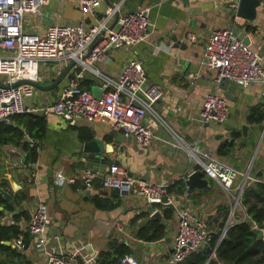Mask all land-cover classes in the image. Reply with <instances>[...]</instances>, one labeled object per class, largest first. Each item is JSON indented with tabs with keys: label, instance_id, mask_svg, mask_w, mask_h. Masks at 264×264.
Masks as SVG:
<instances>
[{
	"label": "crops",
	"instance_id": "0c3cea01",
	"mask_svg": "<svg viewBox=\"0 0 264 264\" xmlns=\"http://www.w3.org/2000/svg\"><path fill=\"white\" fill-rule=\"evenodd\" d=\"M110 1L119 6L120 13L150 8L152 25L147 39L128 48L112 50L106 62L95 66L103 73L115 77L127 62L132 59L140 60L149 82L157 84L163 90L162 98L154 104L161 122L153 128L151 144L143 147L133 137L114 130L106 119L89 123L82 117L66 120L56 114H47L44 138L36 142L28 135L25 137L29 146L31 143L34 144L33 147L37 145V161L31 164L25 159L32 167L31 172L13 166L12 159L19 158L20 155L8 152L9 144L2 147L0 180L5 179L13 193L22 190L26 194V199L16 206V210H26L31 214L36 202L43 201L48 206L51 218L47 230V248L42 250L29 246L23 251L31 264H45L47 253L53 251L70 258L72 264H98L100 253L110 251L108 244L112 237L129 244L131 254L142 264H169L178 222L177 212L174 211L173 217L167 220L159 208L166 207L164 204L149 207L143 199L121 196L116 189H106L100 185L85 187L81 174L84 169L89 168V163L82 155V143L85 140L80 134L82 127L89 129L97 137L107 167L118 163L134 176L173 186L183 180L184 175L201 170L203 177L208 180L201 191L194 189L187 194L185 189L179 193L176 191L179 186H176L170 191V196L176 206L186 208L194 221L206 223L209 229L218 228L217 223L213 222L214 218L220 213V206L229 205L231 201L222 185L205 174L200 160L207 163L210 159L202 154L204 150H209L213 158L226 162L241 173L236 180L237 186L245 179L246 182L264 179V122L252 123L247 120L253 107L264 110V82L243 87L230 81L227 90L231 92V96H226L218 87L216 71L207 70L202 63L204 44L212 31L219 27L231 28L237 36L238 31L243 30L245 35L252 38L251 47L261 46L260 53L264 58V6L258 10L255 24L245 22L240 28L243 20L235 21L232 14L231 4L235 0ZM113 9L109 2L103 0L94 14H84L77 0H49L39 14L31 18V27L43 31L51 23L83 22L90 28L109 16ZM113 21L114 16L109 23L111 29ZM188 32L196 35L195 41L187 38ZM173 35L184 42L186 47H175ZM254 36H258V39H253ZM69 64L70 62L61 61L58 69L62 72ZM49 66L50 64L47 68V65H43L42 72L45 75H49ZM72 73L71 68L61 83L50 90L36 89L34 103L38 105L54 101ZM58 75L50 73V78H45L42 84H51ZM80 83L91 92L95 87L100 88L101 84L99 78L87 72ZM209 90H217L223 94L228 106V116L220 125L209 123L199 128L196 122L198 111ZM260 124L262 129H259ZM243 125L248 127L246 135L243 134ZM115 131L117 134L114 136ZM233 133H239L240 136L232 151L226 156L218 155V147L231 140ZM189 149L194 150L195 154L192 155ZM259 172L262 174L258 175ZM58 173L74 177L75 181L60 185L55 181ZM93 198H98L107 206L98 207ZM149 209L150 212L154 209L160 211L161 220L168 222L165 224L166 236L155 242L136 237L142 224V220H137V217ZM218 217L219 220L223 218L222 215ZM115 220L121 223V230L113 227ZM13 221L11 213L1 219L2 223ZM20 224L23 228L26 225L25 222ZM12 247L16 246L12 244Z\"/></svg>",
	"mask_w": 264,
	"mask_h": 264
},
{
	"label": "built area",
	"instance_id": "2783aa9c",
	"mask_svg": "<svg viewBox=\"0 0 264 264\" xmlns=\"http://www.w3.org/2000/svg\"><path fill=\"white\" fill-rule=\"evenodd\" d=\"M48 1L0 0V83L10 85L22 79L42 83L45 78H50V73H60L58 66L61 61H74L73 73L54 101L38 105L33 101L37 92L34 86H0V121H8L11 116L21 113L56 114L66 120L82 117L89 123L106 119L114 130L133 137L140 146H149L154 137L153 128L161 122L154 104L162 98V88L149 82L140 60L132 59L127 62L115 77L103 73L95 65L106 62L112 50L128 48L147 39L152 25L150 8L120 13L119 6H116L109 16L90 28L83 22L51 23L43 31L32 28L31 18L37 16ZM102 1L77 0V4L82 13L94 14ZM237 4L238 0L233 1L231 8L235 10ZM116 10L119 16L115 28L111 29L109 23ZM236 19L239 18L235 17V21ZM187 38L195 41L196 35L188 32ZM260 50L261 46L253 48L245 45L231 28L219 27L212 31L204 44L202 63L207 70L216 71V82L221 78H228L245 87L251 83L264 82V58ZM48 64L49 75H45L42 72L43 65L48 68ZM86 72L100 79L99 96L93 95L81 85L80 81ZM198 112L196 122L199 128L209 123L222 124L228 116L225 97L217 90L207 91ZM8 152L20 155L19 158L12 159L13 166L32 171V167L25 161L27 152L22 146L10 145ZM189 152L195 154L192 149ZM202 154L210 159L207 163L200 160L205 174L216 179L232 200L241 204L242 190L250 181L246 182L245 179L237 186L236 180L241 174L237 169L213 158L207 149ZM81 180L87 188L99 182L102 188L116 189L121 196H136L143 199L149 207L157 204L172 206L177 212L178 222L169 264H178L189 254L206 248L215 233L206 223L194 221L186 208L176 206L166 182H153L134 176L118 163L106 167L103 175L98 168H86L81 174ZM55 181L62 185L74 182L75 178L58 173ZM165 197L167 202H163ZM155 211L156 209L152 210L151 214ZM231 215L220 231L218 241L225 237L228 226L238 221L233 219L232 222ZM240 219H245L244 209L243 218ZM22 222L26 223L24 228L31 237L29 245H24L23 236L13 240V245L22 251L29 246L45 250L48 243L47 230L51 224L47 204L43 201L36 202L30 218H22L20 223ZM112 225L118 230L122 228L118 220ZM45 264H72V261L62 253L53 251L47 253ZM119 264L142 263L128 253L121 257Z\"/></svg>",
	"mask_w": 264,
	"mask_h": 264
},
{
	"label": "trees",
	"instance_id": "16d2710c",
	"mask_svg": "<svg viewBox=\"0 0 264 264\" xmlns=\"http://www.w3.org/2000/svg\"><path fill=\"white\" fill-rule=\"evenodd\" d=\"M247 120L252 123L264 122V110L253 107L249 111ZM45 132V114L21 113L11 116L8 121H0V154L2 147L5 145L21 144L27 152L26 161L33 164L38 158L37 145L34 147L29 146L25 141V137L28 135L36 142H40L44 138ZM80 132L82 139L88 140L93 137V133L87 128H80ZM239 136V133H233L231 140L223 142L218 147V155H228ZM1 165L0 170L2 169ZM94 185L99 186L100 183L96 182ZM176 186H179L176 188L179 193L184 192L186 189L184 180H181L176 182L175 186L169 185L168 191H173ZM0 188L9 191L13 195V200L7 201L0 193V264H31L22 250L12 247L13 240L20 236H23V243L26 247L31 239L29 232L20 224L22 218L25 220L30 218L29 212L16 210V206L26 199V194L22 190L13 193L5 179L0 180ZM93 201L100 208L107 206L98 198H93ZM240 203L245 212V219H239L228 226L225 237L216 249L215 257H212L207 264H264V237L260 238L252 231L254 225L264 229V179L258 178L246 183L242 190ZM159 208L165 219L169 220L173 217V207ZM150 211L149 209L138 215L137 220H142V224L137 230L136 237L148 242H155L166 236L167 226L161 218L150 215ZM229 212L228 204L220 206L218 215H222L223 218L219 220L218 215L214 218L213 222L217 223L218 228L211 229L215 230L208 244L211 248L217 245L219 233L226 226ZM7 213H11L13 223L1 222V219ZM5 241H10V244H6ZM108 246L110 251L100 253L98 264H119L122 256L131 253L129 244L120 242L117 237H112ZM207 259L208 253L204 248L189 254L178 264H206Z\"/></svg>",
	"mask_w": 264,
	"mask_h": 264
},
{
	"label": "water",
	"instance_id": "95a60500",
	"mask_svg": "<svg viewBox=\"0 0 264 264\" xmlns=\"http://www.w3.org/2000/svg\"><path fill=\"white\" fill-rule=\"evenodd\" d=\"M107 2H109L110 6L113 8H116V5L111 2L110 0H106ZM184 2H189L190 0H183ZM264 6V0H238V4L235 10L232 11V14L234 17H237L239 19H242L244 22H242V24L239 25V27L241 28V26L243 25V23H249L250 25L255 24L256 20H257V15H258V10L260 9V7ZM119 16V12L118 10L115 11L114 13V21L111 27H114L117 19ZM248 27V25H246V28ZM239 28V29H240ZM243 29V28H242ZM238 38L242 40V42L245 45H250L252 38L250 35H245L244 31L240 29V31H238ZM253 39H258V36H254ZM172 40L174 41V45L175 47L178 48H185L186 44L184 42H181L178 37L176 35L172 36ZM75 64L74 61L70 62L69 66H67L62 72L59 73V75L56 77V79L48 85L36 82V81H32V80H28V79H22V80H18L10 85H4L0 83V86H5V87H13V86H17V85H21V84H30L32 86H34L36 89L39 90H50L56 86H58L61 81L65 78V76L67 75L68 71L73 67V65ZM230 83V80L228 78H221L218 82V87L220 89H222L224 91V94L226 96H231V92L229 90H227V87ZM92 93L95 96H99L100 95V88H93L92 89ZM263 126L260 124L259 125V129H262ZM247 129L248 127L246 125L242 126V130H243V134L246 135L247 133ZM117 134V132H114V136ZM82 155L84 158H86V160L89 163V168L96 166L100 173L103 175L106 167H107V161L106 159L102 158V148L99 144V141L97 139L96 136H93L91 139L88 140H84L82 143ZM262 173L259 172L258 175H261ZM183 180L186 184V192L187 194L191 193L194 189H197L198 191H201L202 188L208 184V180L205 179L203 177V172L201 170H195L189 174H186L183 176ZM0 193L2 194V196L4 197V199H6L7 201H11L13 196L12 194H10V192L0 188ZM163 202H167V198H163ZM2 209V207H1ZM153 217H157V218H162V214L160 213V211L156 210L154 212V214L152 215ZM164 224L167 225V220L163 221ZM252 231L253 233L257 234L260 238L264 237V229H260L258 227H252ZM6 244H10V241H5ZM220 241L217 242V245L214 248H211L210 246L206 247V252L208 253V259L206 261L209 262V260L214 256V254H216V249L219 245Z\"/></svg>",
	"mask_w": 264,
	"mask_h": 264
},
{
	"label": "rangeland",
	"instance_id": "374dc122",
	"mask_svg": "<svg viewBox=\"0 0 264 264\" xmlns=\"http://www.w3.org/2000/svg\"><path fill=\"white\" fill-rule=\"evenodd\" d=\"M27 29H31V28H28L27 27ZM28 31H30V30H28ZM229 199L231 201L230 204H229V210H230L229 216L233 213V215H231L232 222H233V219L234 220H239L240 218H243V207L241 206V204H238L239 202L238 203H235V201H233L230 196H229ZM236 216H238L239 218H237Z\"/></svg>",
	"mask_w": 264,
	"mask_h": 264
}]
</instances>
